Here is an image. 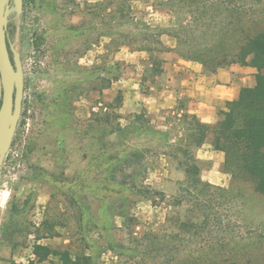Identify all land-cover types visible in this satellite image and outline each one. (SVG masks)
Returning <instances> with one entry per match:
<instances>
[{
	"label": "rangeland",
	"instance_id": "rangeland-1",
	"mask_svg": "<svg viewBox=\"0 0 264 264\" xmlns=\"http://www.w3.org/2000/svg\"><path fill=\"white\" fill-rule=\"evenodd\" d=\"M175 9L170 0L12 3L22 88L0 161V264H62L54 254L38 262L36 243L90 264H264V197L251 182L198 158L202 179L221 188L187 187L177 113L119 111V80L140 67L139 49L160 69L157 41L189 18ZM116 125L125 130L112 133Z\"/></svg>",
	"mask_w": 264,
	"mask_h": 264
},
{
	"label": "trees",
	"instance_id": "trees-1",
	"mask_svg": "<svg viewBox=\"0 0 264 264\" xmlns=\"http://www.w3.org/2000/svg\"><path fill=\"white\" fill-rule=\"evenodd\" d=\"M170 1L175 10L189 15L178 18L176 27L168 32L181 47L182 58L201 63L207 72L233 63L257 69L256 84L242 88L237 98L227 101L226 110L215 124L202 123L193 114L177 113L187 137L178 147L184 158L185 184L202 192L210 187L221 188L200 177L199 159L194 153L210 138L212 148L224 152L222 171L250 181L253 190L264 197V0ZM8 40L11 44L9 36ZM157 42L163 50L161 41ZM153 71L159 69L154 67ZM110 83L108 79L106 87ZM115 99L121 102L119 93ZM135 115L140 117L141 113ZM123 130L125 127L116 125L112 133ZM181 225L187 231L193 223ZM34 254L38 262L54 254L60 256L62 264H90L88 256L72 257L66 250H53L39 243L34 245ZM219 264L237 263L225 258Z\"/></svg>",
	"mask_w": 264,
	"mask_h": 264
},
{
	"label": "crops",
	"instance_id": "crops-1",
	"mask_svg": "<svg viewBox=\"0 0 264 264\" xmlns=\"http://www.w3.org/2000/svg\"><path fill=\"white\" fill-rule=\"evenodd\" d=\"M161 43L166 52L158 72L153 71L156 63L149 49L142 47L138 51L141 55H137L140 67L135 72H125L119 80V111L125 117L145 111L155 120L168 112H186L212 125L226 110L227 101L237 98L242 88L256 84L257 69L253 66L233 63L207 72L201 63L176 54L174 37L163 34ZM196 153L197 158L213 159L214 168L223 164L224 152L214 150L211 143ZM206 174L210 176V172ZM200 177L203 178L201 174Z\"/></svg>",
	"mask_w": 264,
	"mask_h": 264
},
{
	"label": "water",
	"instance_id": "water-1",
	"mask_svg": "<svg viewBox=\"0 0 264 264\" xmlns=\"http://www.w3.org/2000/svg\"><path fill=\"white\" fill-rule=\"evenodd\" d=\"M14 1L0 0V161L10 148L21 109V66L8 40V14Z\"/></svg>",
	"mask_w": 264,
	"mask_h": 264
}]
</instances>
